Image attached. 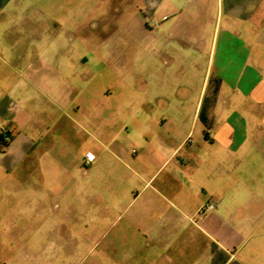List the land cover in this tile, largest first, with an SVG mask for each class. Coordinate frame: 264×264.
I'll use <instances>...</instances> for the list:
<instances>
[{
	"label": "crops",
	"instance_id": "0c3cea01",
	"mask_svg": "<svg viewBox=\"0 0 264 264\" xmlns=\"http://www.w3.org/2000/svg\"><path fill=\"white\" fill-rule=\"evenodd\" d=\"M141 2L136 80L125 53L118 89H34L46 133L5 163L31 176L25 264H264V0ZM81 5L0 0V77L48 68Z\"/></svg>",
	"mask_w": 264,
	"mask_h": 264
},
{
	"label": "rangeland",
	"instance_id": "374dc122",
	"mask_svg": "<svg viewBox=\"0 0 264 264\" xmlns=\"http://www.w3.org/2000/svg\"><path fill=\"white\" fill-rule=\"evenodd\" d=\"M89 1L82 0L81 8L86 10L92 5V13L80 15L79 26L66 30L65 43L48 68L36 58L33 68H28L29 61L18 57L12 61L16 70L6 68L0 77L2 97L14 105L11 113L16 114L17 121L16 126H7L10 135L6 138L10 140L4 148L6 156L0 162V264H25L26 252L22 248L27 240L25 232L35 224L27 218L26 207L31 203L28 193L21 190L16 197L23 196V202L16 204L10 189L11 184L17 183L13 179L16 174L21 176L23 188L26 183L31 184V176L24 171L5 169L6 160H11L15 150L27 143L28 148H34L46 133L41 113L33 110V115L26 117L30 106L37 104L34 89H118L122 80L121 56L126 54L135 62L133 76L137 78L138 40L148 36L141 0H96L95 4L94 0ZM31 92L35 93L33 97ZM4 124L1 120L0 132H4ZM57 197V193H51V202Z\"/></svg>",
	"mask_w": 264,
	"mask_h": 264
},
{
	"label": "built area",
	"instance_id": "2783aa9c",
	"mask_svg": "<svg viewBox=\"0 0 264 264\" xmlns=\"http://www.w3.org/2000/svg\"><path fill=\"white\" fill-rule=\"evenodd\" d=\"M86 162H88V159L86 160ZM215 207V201H209L208 203H206L205 205H202L198 210H197V214L198 215H202L203 213H205L206 211L212 210Z\"/></svg>",
	"mask_w": 264,
	"mask_h": 264
},
{
	"label": "trees",
	"instance_id": "16d2710c",
	"mask_svg": "<svg viewBox=\"0 0 264 264\" xmlns=\"http://www.w3.org/2000/svg\"><path fill=\"white\" fill-rule=\"evenodd\" d=\"M7 132H0V150L4 151V148L8 146L9 140L6 138Z\"/></svg>",
	"mask_w": 264,
	"mask_h": 264
}]
</instances>
